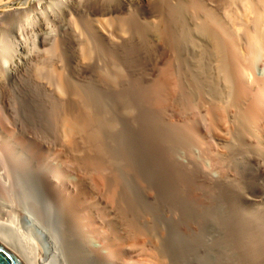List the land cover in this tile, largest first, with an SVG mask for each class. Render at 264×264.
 <instances>
[{"label": "bare ground", "instance_id": "1", "mask_svg": "<svg viewBox=\"0 0 264 264\" xmlns=\"http://www.w3.org/2000/svg\"><path fill=\"white\" fill-rule=\"evenodd\" d=\"M81 6L82 42L142 46L155 101L118 106L71 80L52 38ZM0 10V235L31 264H226L225 214L264 215V0ZM188 180L199 188L163 196Z\"/></svg>", "mask_w": 264, "mask_h": 264}, {"label": "rangeland", "instance_id": "2", "mask_svg": "<svg viewBox=\"0 0 264 264\" xmlns=\"http://www.w3.org/2000/svg\"><path fill=\"white\" fill-rule=\"evenodd\" d=\"M17 4L18 2H13L8 4L7 6L14 7ZM72 12L71 14L69 13L65 15L64 18V21L66 22L68 27V33L57 37L60 34L55 31L56 36L54 34V37L52 38L54 40L52 49V53H54L53 55H68L64 58L63 62L68 69L69 74L71 75V80L74 83L81 85L82 90L101 94L111 103L118 106H122L124 102H137L141 105H144L147 100V102L155 101L156 96L149 92L148 95L147 89L145 87V73L147 71L149 57L144 54V51H142V46L137 45L136 43L137 47H135V42L131 41L133 43L129 42V44L126 42L124 43L125 46H123V44L121 45L123 46V49L125 48L123 51L113 52L110 44H108L107 42L97 40L99 43H96L95 40V43H92L93 41H91L89 43L87 42L88 44H86L82 42V6L81 9L77 12ZM67 34L72 36H69V38ZM60 37L62 39H59ZM60 40L62 42H60ZM65 40L68 41L65 42ZM101 43H104L103 46ZM84 44L86 45V47L88 46V48L91 47V51L89 48V53H92L86 54V52L84 51ZM94 44L97 46L96 48ZM98 44H101L99 46L101 48L98 47ZM106 45L108 46L106 47ZM92 50H95L96 52L94 51L95 53H93ZM84 53L88 56L86 57ZM70 55L77 56L74 58ZM55 56L53 58V61H56ZM73 62L82 64L80 75L73 76L71 74V65L73 64ZM68 106L70 110L77 109V107L72 103H69ZM140 139L143 140L144 138L142 139L140 137ZM138 141H136V144H134L135 147L144 148L146 151L148 150L149 152H153L152 146L149 144V142L147 143L148 139L147 141L145 139L146 144L143 143V141ZM195 186V182H193L192 180H188L187 182H185V184L181 185V187H179L175 191L166 190L163 191L162 194L167 198L185 197L188 195L187 193H189V190L191 188H195ZM196 188H199V186H196ZM212 195L213 198L215 197L219 199L221 203H226L230 206H234L235 204H237L234 200L228 198H218L216 197L217 195H215L213 192ZM240 216L233 213H226L224 221L222 223L224 243L227 244V249L230 253L227 259V263L264 264V228L261 229L258 227L261 222H264V215L263 217H260L261 219H257V221L255 222L246 221L243 217ZM262 225L264 226V224ZM215 260L216 256L213 259V264H215Z\"/></svg>", "mask_w": 264, "mask_h": 264}, {"label": "water", "instance_id": "3", "mask_svg": "<svg viewBox=\"0 0 264 264\" xmlns=\"http://www.w3.org/2000/svg\"><path fill=\"white\" fill-rule=\"evenodd\" d=\"M0 264H31L22 246L0 235Z\"/></svg>", "mask_w": 264, "mask_h": 264}]
</instances>
